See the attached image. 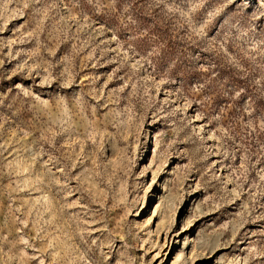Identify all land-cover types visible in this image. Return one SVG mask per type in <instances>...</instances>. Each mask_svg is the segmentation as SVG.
<instances>
[{
    "label": "rangeland",
    "instance_id": "374dc122",
    "mask_svg": "<svg viewBox=\"0 0 264 264\" xmlns=\"http://www.w3.org/2000/svg\"><path fill=\"white\" fill-rule=\"evenodd\" d=\"M0 264H264V0H0Z\"/></svg>",
    "mask_w": 264,
    "mask_h": 264
}]
</instances>
